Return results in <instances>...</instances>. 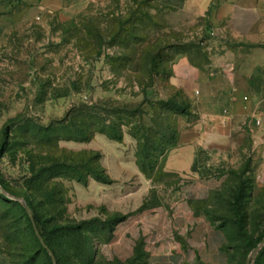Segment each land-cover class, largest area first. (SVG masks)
Segmentation results:
<instances>
[{"label":"rangeland","instance_id":"rangeland-1","mask_svg":"<svg viewBox=\"0 0 264 264\" xmlns=\"http://www.w3.org/2000/svg\"><path fill=\"white\" fill-rule=\"evenodd\" d=\"M137 1L154 14L151 21H146L142 36H148L150 42L155 35L165 48L163 72L151 82L147 81L145 87L136 84L131 65L120 68L124 61L119 57L125 52L124 46H120L122 39L119 46L106 45L112 20L119 32L129 27L121 26L118 20L129 19L132 0H92L84 5L78 0H0V175L10 188L24 194L25 176L32 166L38 170L59 158L72 159L71 164H76L81 158L91 157L82 152L99 153L100 165L114 181L112 184L89 178L83 185L73 179L56 177L60 175L57 171L54 175L49 171L46 176L50 179V190L57 184L63 190V194L56 197L57 201L49 204L50 199L36 187L29 191L47 230L57 221L69 226L83 225L81 234L92 248L93 264H128L139 251L144 253L139 240L134 255L126 258L130 243L114 244L116 237L112 236V229L140 212L170 207L178 201V191L190 179L165 171L164 160L157 158L156 151H152L151 157L153 162L158 161L157 165L148 175L141 173L137 141L126 126L121 141L96 133L89 141L61 138L57 144L52 141L46 147L45 142L37 144L40 137H27L41 136L37 128L49 124H54L56 134L62 136L63 130L71 124L73 111L82 104L92 107L87 110L93 117L100 114L102 118L103 109H134L141 105L146 127L152 125L150 120L155 118L152 116L154 108L159 114L157 122L161 123L164 116L158 101L188 100L193 105L184 90L170 83L180 59L188 58L205 70L203 65L209 63L215 53H222L226 43L232 49L237 46L226 36L228 29L224 22H211L217 0L212 1L205 14H197V6L188 5L187 0ZM90 31L102 34L100 44L96 39L85 37ZM148 41H138L133 47L142 50L152 43ZM256 103L258 111L252 120V135L242 130L231 131L232 144L199 148L194 163V169L201 176L221 177L220 188L194 206L197 212L215 220L213 222L225 230L230 264H245L249 258L251 251L244 246L246 235L254 240L264 236V91ZM108 118L111 117L108 115ZM174 118L178 130L194 120L184 116ZM5 127L11 128V133L9 144L4 147ZM241 182L245 195L239 208L236 207L243 217L238 226L235 207L230 202ZM19 201L22 203L23 199ZM124 224L117 227L116 236L123 234ZM15 230H21L19 240L29 232L25 225H17ZM55 239L63 264H80L73 259V246L79 239L68 233L58 234ZM1 246L4 245L0 242V264H19L24 260L19 255L11 257ZM35 264L43 262L38 260ZM250 264H264V245Z\"/></svg>","mask_w":264,"mask_h":264},{"label":"crops","instance_id":"crops-1","mask_svg":"<svg viewBox=\"0 0 264 264\" xmlns=\"http://www.w3.org/2000/svg\"><path fill=\"white\" fill-rule=\"evenodd\" d=\"M90 1L78 0L83 5ZM212 1L187 0V4L197 6V14H205ZM217 2L211 22L225 23L226 36L236 43V49L226 43L222 53H215L203 65L205 70L184 57L170 77L173 86L188 94L197 118L180 127L178 142L166 155L164 169L190 181L180 188L178 201L170 207L127 217L121 222L125 223L124 232L118 236L121 223L112 230L114 244L130 243L126 258L134 255L140 240L144 264H230L225 230L194 206L220 188L221 177L201 176L194 163L199 148L232 144L231 131L253 133L256 100L264 91V0Z\"/></svg>","mask_w":264,"mask_h":264},{"label":"trees","instance_id":"trees-1","mask_svg":"<svg viewBox=\"0 0 264 264\" xmlns=\"http://www.w3.org/2000/svg\"><path fill=\"white\" fill-rule=\"evenodd\" d=\"M132 1L133 5L128 9L130 16L129 19L118 20L121 22V26L125 27L127 24V27H129H125L121 32H119L115 29V27H113L114 20H112V26H110L112 27V30L110 29L106 35V37L109 38L106 45L107 47L119 46L121 43L120 39H122V44L120 46H124L125 52L121 53L119 57L124 61L120 68L131 65L130 72L133 75L136 84L139 87H145L147 86V81L151 82L155 77L159 76L163 72L161 70V66L162 61L164 60V56L162 54L165 48L160 46L159 39L156 38L155 35L152 37V41H150L152 42L150 46L145 47L142 50L140 48L133 47L138 41L145 39L146 41L149 40L148 36L145 38L142 35H144V25L146 21H151L154 18V14H152L150 10L144 9L141 2H138L137 0ZM148 1L146 0V2ZM134 5H136V7H134ZM111 14L113 15L114 12ZM74 22H72V24ZM153 27L151 29H153ZM85 37L90 38V40L96 39L99 44L102 42V34L99 32H87ZM125 39L127 40L126 44H123ZM133 39H135L134 42L128 43ZM150 42L148 41V43ZM98 53H101L100 48ZM157 104L160 105V109L162 110L161 115L164 116V119L161 123H158L157 118L159 117V114L156 112V109L153 108L154 112L152 116H155V118L150 120L152 125L149 127H146L143 122L142 117L144 113L141 109V105L134 109H129L127 107H117L108 110L103 109L101 110V115H104L102 118L100 117V114H96V116L93 117L91 112L88 111L92 109V107L82 104L73 111L74 114L72 116L70 126L68 125L69 127H66V130L62 128L65 133L62 136L56 134L57 131L53 127L54 124H49L48 126L37 128V130L41 131V136L34 134L28 136L27 138L38 139V137H40V139L37 140V144H39V142H45L46 147L52 141L57 144L58 140L61 138L76 141H89L96 133H104L112 140L121 141L123 139L124 127L126 126L128 133L137 141L139 169L143 174L148 175L158 163V161L153 162L151 157L153 156L152 151H156L157 158L160 156L165 161L168 152L174 148L178 142L180 133L176 118L174 117L184 116L194 119L197 118V114L193 113L192 104L188 100H184L183 102L176 101L175 99H169L166 101H158ZM108 115L111 118H108ZM127 123L134 124L132 126H128ZM10 133L11 128L5 127L3 130L4 147L9 144ZM82 154L91 155V157L81 158L80 162H76V164H71L74 162L72 159H52L50 160L51 163L49 166L39 168L38 170L32 166L30 168L29 175L25 176L24 194L17 193L10 188L9 184L5 182L0 175V186L7 193V195L0 193V242L4 245L1 246V249H7L8 255L11 257L19 255L20 258H24L22 262H19V264H35L38 260L43 262V264L53 263L49 252L41 245L35 234L23 202L21 203L17 199H9L10 197L19 199L22 198L23 201L27 203L33 214L38 232L43 238L46 247L53 253L56 264H63V260L57 250L58 242L55 237H57L58 234L63 235L65 233H68L70 237H77L79 239V241H77V243L73 246V259L77 260L80 264H93V255L91 254L92 248L88 241L86 242L83 239L81 234L83 225L78 223L69 226L64 225L63 222L57 221L56 224L50 228V230H47L46 226H44L45 224H42L44 222H42L41 217L34 208L35 206L32 202V196L29 193V191L33 190V187H36L38 191L44 193V196L50 199L49 204H54L57 201L58 198L56 197H60L63 194V190L60 188L59 184L56 185L57 187H52L50 190V186L48 184L50 179L46 176L49 171H51L53 175L55 174V171H57L60 175H57L56 177L73 179L83 185L87 184L89 178H93L94 180L107 185L114 182L100 165L101 155L99 153L82 152ZM244 195V183L241 182L233 192L232 200L230 202L231 206L235 207L234 213L236 217V224L238 226L241 225L243 217L236 207L239 208ZM41 205L44 206V203L41 202ZM210 220L215 221L213 219ZM17 225L21 227L22 225H25L29 231L27 232V236H25L22 240L18 239L21 234V230H15V226ZM263 238L264 236H259L256 240H254L250 236L246 235L244 246L249 251H252ZM145 261V254L139 251L138 256L129 260L128 264H144Z\"/></svg>","mask_w":264,"mask_h":264},{"label":"water","instance_id":"water-1","mask_svg":"<svg viewBox=\"0 0 264 264\" xmlns=\"http://www.w3.org/2000/svg\"><path fill=\"white\" fill-rule=\"evenodd\" d=\"M0 193L3 194V195H7V193L4 191V189L0 186ZM10 198H13V199H17L19 200V198H14V197H10ZM23 204H24V207H25V210L30 218V221L32 223V226L34 228V231H35V234L37 236V238L39 239L41 245L47 249V251L49 252L50 256H51V259H52V263L53 264H56V260H55V257L53 255V253L46 247L45 245V242L43 240V238L41 237L40 233L38 232V229H37V226H36V223L34 221V218H33V214L30 210V208L28 207L27 203L23 201ZM264 245V238L261 240V242L251 251V254L249 256V258L247 259L246 263L245 264H250L251 260H252V257L254 256V254H256L260 249L261 247Z\"/></svg>","mask_w":264,"mask_h":264},{"label":"built area","instance_id":"built-area-1","mask_svg":"<svg viewBox=\"0 0 264 264\" xmlns=\"http://www.w3.org/2000/svg\"><path fill=\"white\" fill-rule=\"evenodd\" d=\"M257 123H259V122L257 121Z\"/></svg>","mask_w":264,"mask_h":264}]
</instances>
